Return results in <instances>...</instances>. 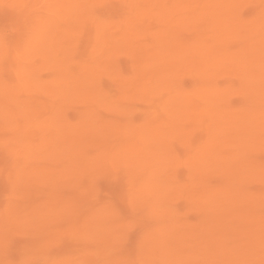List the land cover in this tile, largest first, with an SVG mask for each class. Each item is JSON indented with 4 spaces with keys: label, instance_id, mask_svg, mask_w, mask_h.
I'll list each match as a JSON object with an SVG mask.
<instances>
[{
    "label": "rangeland",
    "instance_id": "1",
    "mask_svg": "<svg viewBox=\"0 0 264 264\" xmlns=\"http://www.w3.org/2000/svg\"><path fill=\"white\" fill-rule=\"evenodd\" d=\"M152 1L0 0V264H264V141L235 135L258 117L233 58L264 0H228L227 41Z\"/></svg>",
    "mask_w": 264,
    "mask_h": 264
},
{
    "label": "bare ground",
    "instance_id": "2",
    "mask_svg": "<svg viewBox=\"0 0 264 264\" xmlns=\"http://www.w3.org/2000/svg\"><path fill=\"white\" fill-rule=\"evenodd\" d=\"M152 1V0H151ZM175 1V0H174ZM225 1H227L228 2V0H222V1H216V0H202V1H200V2H197L196 0H188V3H187V5H183V3L182 2H177L175 5H174V7L171 9L172 11H176L178 8H181L182 10H184V12L183 13H190V14H196V13H198V15L201 17L200 18V20L201 19H203V21H208V20H211L212 21V27H211V29H214L217 33H218V37H222V40L223 41H227L228 39L227 38H229L230 37V39H231V37H232V33L230 34V32L227 30V28H228V23L232 20V8H236V5H237V3L235 4V5H232V3H225ZM241 1L242 0H240L239 2H238V4L239 3H241ZM135 2V1H134ZM153 2V1H152ZM20 3V2H19ZM87 4V3H86ZM191 4H193V5H191ZM230 5H232V6H230ZM106 6V5H105ZM142 6V5H141ZM73 7V6H72ZM104 7V6H103ZM222 7H223V9H222ZM131 8H133V7H131ZM171 8V7H170ZM219 8V9H218ZM229 8H230V11H231V14H230V11H229ZM151 9V8H150ZM162 9L164 10V8L162 7ZM175 9V10H174ZM221 9V10H220ZM225 9H227V11H229L228 13L230 14V16L231 17H229V16H225L224 18L222 17V18H220L221 16L220 15H222V14H224L223 13V11H225L226 12V10ZM212 10V11H211ZM153 11H156V10H153ZM164 11H166V10H164ZM171 11V12H172ZM187 11V12H186ZM199 11V12H198ZM212 12V13H209V12ZM87 13H89V12H87ZM128 13H129V11H128ZM138 13V12H137ZM235 14V13H234ZM233 14V15H234ZM75 15V14H74ZM228 15V14H227ZM149 16V15H148ZM199 16H198V18H199ZM150 18V17H149ZM230 18H231V20H230ZM77 19V18H76ZM160 19V18H159ZM157 20V19H156ZM118 21V20H117ZM148 21V20H147ZM165 22V21H164ZM36 23V22H35ZM130 23V22H129ZM112 24V23H111ZM170 24V23H169ZM180 24V23H179ZM196 24V23H195ZM194 24V25H195ZM226 24H228V25H226ZM155 26V25H154ZM162 26V25H161ZM207 26V25H206ZM181 27V26H180ZM179 27V28H180ZM209 27V26H208ZM207 27V28H208ZM34 28V27H33ZM156 28V27H155ZM206 28V29H207ZM151 29H152V27H151ZM250 29V28H249ZM78 30V29H77ZM264 30V29H263ZM174 31V30H173ZM141 32H142V30H141ZM264 32V31H263ZM54 33V32H53ZM73 33V32H72ZM154 33V32H153ZM257 34V33H256ZM255 34V35H256ZM215 36V35H214ZM233 37H235V36H233ZM246 38V37H245ZM257 38V37H256ZM160 40V39H159ZM217 40V39H216ZM41 41V40H40ZM260 41H263L262 43H260ZM109 43V42H108ZM217 43V42H216ZM202 44V43H201ZM233 45V44H232ZM196 46V45H195ZM215 47H214V50L213 51H209L210 53H209V55H208V58H211L212 56H215L214 54H216V53H219V54H217V56H216V59H217V63L216 64H218V65H223V62H221L220 60L223 58V55H221V53L222 52H224V50H223V48H221V47H218V45H214ZM25 47V46H24ZM51 48V47H50ZM162 48V47H161ZM170 48V47H169ZM244 48V47H243ZM246 48V49H245ZM245 52L244 53H242V54H236V55H234L233 56V58H234V60H235V63H234V67H235V74H236V72H237V75H240L242 78H243V80L244 81H248V82H246L244 85L248 88V92H250V93H252V95L254 96V101L252 100V97H251V101H253L254 103H256V105L255 106H253V108L252 109H254V110H251V114L253 115V117L254 116H257L258 117V119H257V121L259 120V122L257 123V121L255 120V122H256V124H254L255 125V127H257V128H259V129H261V130H259L260 132L261 131H263L264 132V110H262V108L260 107V105L259 104H261V105H264V104H262L261 102H264V95H261V93H262V91L264 90V84H262L261 82L262 81H260L259 82V77H261L262 76V74H264V57H263V54H264V38L261 36V38H259V39H255V40H252V41H249L246 45H245ZM210 49V48H209ZM256 49H258V52H255L256 51ZM196 50V49H195ZM199 48H198V50H196V52L198 51L199 52ZM215 50H217V51H215ZM41 52V51H40ZM57 52V51H56ZM71 52V51H70ZM201 52V51H200ZM230 55V54H229ZM240 55H242V57L240 56ZM252 55H254V57H252ZM111 56V55H110ZM168 56V55H167ZM174 56V55H173ZM185 56V55H184ZM19 57V56H18ZM219 57V58H218ZM260 57H262V58H260ZM22 58V57H21ZM28 58V57H27ZM70 58V57H69ZM98 58V57H97ZM140 58V57H139ZM188 58V57H187ZM198 58H203L204 59V61L205 62H207L208 61V58L207 57H204V55H203V52L199 55V57ZM197 58V59H198ZM69 60V59H68ZM143 60V59H142ZM212 60V59H211ZM153 62V61H152ZM47 63H49V62H47ZM71 63V62H70ZM204 63V62H203ZM165 64V63H164ZM197 65V64H196ZM213 65V64H212ZM228 65V64H227ZM96 67V66H95ZM177 67V66H176ZM60 69V68H59ZM100 70V69H99ZM177 70H178V68H177ZM173 71V70H172ZM193 73V72H192ZM231 73V72H230ZM229 73V74H230ZM183 74V73H182ZM65 75V74H64ZM98 77V76H97ZM56 78V77H55ZM85 79V78H84ZM151 79V78H150ZM24 80V79H23ZM179 80V79H178ZM60 81V80H59ZM90 81V80H89ZM100 81V80H99ZM158 82V81H157ZM160 82V81H159ZM87 83V82H86ZM225 83V82H224ZM236 84V83H235ZM52 85V84H51ZM180 85H181V83H180ZM8 86V85H7ZM18 86V85H17ZM16 85H15V87H17ZM78 86H80L79 87V89H80V91L82 90V83H80V85L78 84ZM77 85H76V88L78 87ZM235 86V85H234ZM10 87V86H9ZM103 87V86H102ZM4 88V87H3ZM8 88V87H7ZM246 88V89H247ZM2 89V88H1ZM10 89V88H9ZM12 89H13V87H12ZM65 89V88H64ZM231 89V88H230ZM235 89V88H234ZM19 90V89H18ZM17 90V91H18ZM78 90V89H77ZM125 90V89H124ZM178 90V89H177ZM176 90V91H177ZM183 90V89H182ZM222 90H224V89H222ZM5 91V90H4ZM74 91V90H73ZM90 91V90H89ZM213 91V90H212ZM183 92V91H182ZM217 92V91H216ZM225 92V91H224ZM15 93V92H14ZM19 93V92H18ZM114 93V92H113ZM184 93V92H183ZM197 93V92H196ZM12 94V93H11ZM57 94V93H56ZM13 95H15V94H13ZM17 95V94H16ZM116 95V94H115ZM197 95V94H196ZM250 95V94H249ZM258 95H260V97L261 98H259V96ZM18 96V95H17ZM22 96V95H21ZM90 97V96H89ZM24 98V97H23ZM65 98V97H64ZM172 98V97H171ZM179 98V97H178ZM250 98V97H249ZM74 99V98H73ZM72 100V99H71ZM122 100V99H121ZM142 101V100H141ZM14 102V101H13ZM19 102V101H18ZM72 102H73V100H72ZM182 102V101H181ZM5 103V102H4ZM66 103V102H65ZM184 103V102H183ZM192 103V102H191ZM62 104V103H61ZM77 104V103H76ZM79 104V103H78ZM42 105V104H41ZM72 105V104H71ZM176 105V104H175ZM190 105V104H189ZM192 106V105H191ZM17 107V106H16ZM29 107V106H28ZM93 107V106H92ZM25 109V108H24ZM193 109V108H192ZM198 109V108H197ZM46 110V109H45ZM164 110V109H163ZM98 111V110H97ZM24 112H26V111H24ZM65 112V111H64ZM7 113V112H6ZM249 113V112H248ZM247 113V114H248ZM5 114V113H4ZM187 114V113H186ZM244 115H246V114H244ZM11 116H12V114H11ZM96 116V115H95ZM176 116V115H175ZM224 116V115H223ZM242 116V115H241ZM248 116H249V114H248ZM247 115H246V117H248ZM30 117V116H29ZM245 117V116H244ZM253 117H251V121L253 120L252 118ZM257 117H255V118H257ZM2 118V117H1ZM61 118V117H60ZM254 118V119H255ZM4 119H6V118H4ZM10 119V118H9ZM242 119V118H241ZM240 119V120H241ZM247 119H249V118H247ZM2 120V119H1ZM239 120V121H240ZM8 121V120H7ZM10 121V120H9ZM86 121V120H85ZM93 121V120H92ZM211 121V120H210ZM250 121V120H249ZM90 122L91 121H88V123H87V121L85 122V123H87V124H84V126H91L90 128L88 127H86V128H84L83 126H82V128L84 129L83 131H86V132H84V133H87L90 129H92V130H94L93 129V127H96V125L94 126L93 125V122H92V124H90ZM149 122V121H148ZM183 122V121H182ZM242 122H245L244 121V119L242 120ZM255 122H253L252 121V123L251 124H253V123H255ZM44 123V122H43ZM51 123V122H50ZM246 123V122H245ZM59 124V123H58ZM71 124V123H70ZM69 124V125H70ZM79 124V123H78ZM239 124H241V121L238 123V127L237 128H239L240 126H239ZM244 124V123H243ZM3 125V124H2ZM93 125V126H92ZM127 125V124H126ZM245 125H247V123L245 124ZM251 126H253V125H251ZM78 127V126H77ZM81 127V126H80ZM155 127V126H154ZM164 127V126H163ZM241 127H244V125L243 126H241ZM240 127V128H241ZM247 127H249V125L248 126H246L245 128L246 129H244V130H242V129H239V131H238V133H240L241 131H243V133L244 132H246L245 134H246V136H247V132L249 131L250 133V137L252 136L253 138H254V141L256 142V140H257V144L256 143H254L253 144V147L255 146V144H256V147L255 148H252V149H250V147H249V144H251L250 146H252V143H248L247 144V142H246V144L248 145V149H250V152L253 150V149H257V145L259 146L260 145V143H262V145H263V142L262 141H264L263 140V138H264V136L262 137V138H260L261 136H260V134H259V136H258V134L257 133H255V131H254V126L252 127L253 128V131L250 129L249 130V128H248V130H247ZM151 128V127H150ZM153 128V127H152ZM21 129V128H20ZM203 129V128H202ZM4 130V129H3ZM6 130V129H5ZM8 130V129H7ZM91 130V131H92ZM163 130V129H162ZM223 130V129H222ZM247 130V131H246ZM83 131H81L82 133H83ZM91 131H89L90 133H91ZM157 131H159V130H157ZM251 131L254 133H252L251 134ZM8 132V131H7ZM80 132V131H79ZM93 132V131H92ZM218 132V131H217ZM232 132V131H231ZM216 133V132H215ZM76 134V133H75ZM78 134V133H77ZM89 134V133H88ZM87 134V135H88ZM233 134V132L231 133V135ZM245 134H243L244 135V139H246L245 138ZM249 134H248V136H249ZM255 134H257L256 136H255ZM261 134H262V132H261ZM11 135V134H10ZM82 135H86V134H82ZM230 135V134H229ZM229 136L230 138H232V136ZM235 135H238V136H240L241 137V139H243L242 138V134L240 133V134H237L236 132H235ZM264 135V134H263ZM58 136V135H57ZM84 136H82V139L84 138ZM126 136V135H125ZM204 136V135H203ZM228 136V135H227ZM234 136V135H233ZM237 136V138H235V140H238L240 137H238ZM247 136V137H248ZM257 137V139H255V137ZM86 137V136H85ZM240 139V140H241ZM243 139V142L245 143V141L247 140H244ZM248 139H249V137H248ZM251 140H252V142H253V139L252 138H250ZM83 140H85V139H83ZM117 140V139H116ZM185 140V139H184ZM215 140V139H214ZM229 140H231L232 141V147H238L237 145L236 146H234V144H236V143H234V142H239V140L238 141H235V140H233V139H229ZM60 141V140H59ZM217 141V140H216ZM231 141H229V143H227L228 141H225L226 143H227V146L229 145L230 146V143H231ZM234 141V142H233ZM248 141V140H247ZM175 142V141H174ZM192 142V141H191ZM65 143V142H64ZM73 143V142H72ZM106 143V142H105ZM162 143V142H161ZM234 143V144H233ZM239 143H241L242 144V140H241V142H239ZM243 143V144H244ZM62 144V143H61ZM66 144V143H65ZM150 144V143H149ZM246 144H244L245 145V147H246ZM163 145V144H162ZM224 145V144H223ZM243 145V146H244ZM6 146V145H5ZM63 146V145H62ZM240 146V145H239ZM9 147V146H8ZM11 147V146H10ZM26 147V146H25ZM83 147V146H82ZM116 147V146H115ZM164 147V146H163ZM39 148V147H38ZM119 148V147H118ZM239 148H241V147H239ZM247 148V147H246ZM260 148L262 149V146L260 145L259 146V150H260ZM55 149V148H54ZM116 149V148H115ZM163 149V148H162ZM243 149H245V148H243ZM242 148H241V150H240V153H242L243 155H244V157H245V155H248L247 153L245 154V152H247V151H244ZM214 150V149H213ZM236 150H238V149H236ZM258 150V151H259ZM33 151V150H32ZM46 151V150H45ZM234 151H235V149H234ZM242 151V152H241ZM243 151H244V153H243ZM249 151V150H248ZM263 151H264V149H263ZM236 152V151H235ZM238 152H239V150H238ZM238 152H236V153H238ZM24 153V152H23ZM35 153V152H34ZM40 153V152H39ZM235 153V154H236ZM240 153H238V154H236V155H240ZM249 153V152H248ZM44 154V153H43ZM74 154V153H73ZM231 154V153H230ZM234 153L233 154H231V155H234V156H236ZM92 155V154H91ZM103 155H105V154H103ZM243 155L241 156H238V158L236 159V157H230V159L232 160V162L233 163H235L236 161L235 160H237L238 162H239V158H241V157H243ZM21 156V155H20ZM101 157V156H100ZM228 157V156H227ZM243 157V158H244ZM136 158V157H135ZM243 158H241V159H243ZM115 159V158H114ZM233 159H234V161H233ZM239 159V160H238ZM82 160V159H81ZM102 160H103V158H102ZM169 160V159H168ZM231 160H230V162H231ZM88 161V160H87ZM97 161V166L99 165V167H100V164H98V163H101L100 162V160H99V162H98V160H96ZM107 161V160H106ZM175 161V160H174ZM227 161H229L228 160V158H227ZM241 161V160H240ZM236 163V164H238L239 165V163ZM74 163V162H73ZM76 164H77V161L75 162ZM220 163V162H219ZM13 164V163H12ZM86 164V163H85ZM88 164V163H87ZM234 165V166H236V167H234L233 165H232V167H234V168H231V169H229V170H231V171H235L236 172V170H237V168H238V170H239V167H237L238 165ZM240 164H242V163H240ZM42 165V164H41ZM68 165V164H67ZM250 165V164H249ZM257 165L258 164H256V167H257ZM96 166V165H95ZM96 166V167H97ZM213 166V165H212ZM240 166V165H239ZM258 166H263V165H258ZM12 167H13V165H12ZM93 167V166H92ZM96 167L94 168L95 170H96ZM140 167V166H139ZM160 168V167H159ZM240 168H241V166H240ZM244 168V167H243ZM242 168V169H243ZM250 168H252V167H250ZM253 168H255V166H253ZM252 168V169H253ZM260 168V167H259ZM114 169V168H113ZM169 169V168H168ZM214 169V168H213ZM236 169V170H235ZM247 169V168H246ZM258 169V168H257ZM257 169H255V170H257ZM261 169H263L262 167H261ZM70 170V169H69ZM250 170V169H249ZM264 170V169H263ZM246 171V170H245ZM243 172V171H242ZM241 172V174L240 175H242L243 173ZM261 172H263L264 173V171H261ZM70 173V172H69ZM137 173V172H136ZM164 173V172H163ZM246 173H247V171H246ZM263 173H260V174H263ZM167 174V173H166ZM211 175V174H210ZM232 175H233V173H232ZM237 175V172H236V174L234 173V177ZM21 176V175H20ZM115 176V175H114ZM118 178V177H117ZM235 178H239V176L237 177H235ZM9 179V178H8ZM176 179H177V177H176ZM248 179H246V181H247ZM15 181V180H14ZM245 181V182H246ZM185 182V181H184ZM193 182V181H192ZM240 183L241 181H237V183ZM183 183V182H182ZM186 183V182H185ZM189 183V182H188ZM242 183H243V181H242ZM241 184V183H240ZM240 184L238 185V184H236L235 183V185H237V186H240ZM162 185V184H161ZM242 185V184H241ZM175 188V187H174ZM225 188H228V187H225ZM232 188H235V187H233V186H231V188H229V189H232ZM240 188H244V186L242 185V187H240ZM236 189H237V187H236ZM225 190H227V189H225ZM234 190V189H233ZM243 190V189H242ZM246 189H244V191H245ZM220 191V190H219ZM228 191V190H227ZM232 190H230V193H233L234 191H232ZM238 191V190H237ZM237 191H235V192H237ZM244 191H243V193H244ZM249 191V190H248ZM30 192V191H29ZM234 192V193H235ZM239 192V191H238ZM246 192V191H245ZM135 193V192H134ZM133 193V194H134ZM199 193V192H198ZM224 193H225V191H224ZM224 193H222L224 196L226 195L227 196V194H229L228 192L226 193V194H224ZM241 194V196H244V194L242 195V193H240ZM239 193L237 194V195H240ZM58 195V194H57ZM231 195H234V194H231ZM230 195V196H231ZM235 195H236V193H235ZM206 196V195H205ZM225 196V198H227ZM245 196L247 197V194H245ZM13 197V196H12ZM215 197V196H214ZM233 198H235L236 199V197H234V196H232ZM239 197V196H238ZM249 197V196H248ZM247 197V199H249ZM46 198V197H45ZM232 198V199H233ZM224 199V198H223ZM238 199V198H237ZM236 199V200H237ZM241 200H242V198H240ZM246 198H244V200H245ZM67 200V199H66ZM140 200V199H139ZM228 199H226L225 201H227ZM241 200H239L240 202H241ZM18 201V200H17ZM218 201V200H217ZM224 201V200H223ZM232 201V200H231ZM233 201L235 202V204H237L238 202H236L234 199H233ZM245 201H247L248 202V200H245ZM244 201V202H245ZM230 202V201H229ZM228 201L226 202V205L229 203ZM234 202H232V203H234ZM239 202V203H240ZM247 202H245V203H247ZM250 202V201H249ZM248 202V203H249ZM242 204H241V208L244 206V208H247V205L248 204H245L244 205V203H243V200H242V202H241ZM36 204V203H35ZM134 204H135V202H134ZM143 204V203H142ZM93 205V204H92ZM229 205L230 206H235V208H237L236 207V205H234V204H230L229 203ZM243 205V206H242ZM238 206V205H237ZM240 206V205H239ZM17 208V207H16ZM235 208H234V210H235ZM237 208L236 210H238V212H239V209H240V213L243 215H245L246 213L245 212H241V210L243 209V210H246V209H244V208ZM11 210V209H10ZM93 210V209H92ZM226 210V209H225ZM235 210V211H236ZM65 211V210H64ZM99 211V210H98ZM211 211V210H210ZM219 211V210H218ZM94 212V211H93ZM96 212V211H95ZM103 212V211H102ZM143 212V211H142ZM207 212V211H206ZM237 212V211H236ZM53 213V212H52ZM21 214V213H20ZM236 214H238V213H236ZM25 215V214H24ZM92 215V214H91ZM225 215V214H224ZM243 215V217H244V219H246V217ZM90 216V215H89ZM228 216V215H227ZM238 216V215H237ZM2 217H4V216H1L0 217V219H2ZM96 217H98V216H96ZM217 217V216H216ZM238 217H241V216H238ZM248 217V216H247ZM94 218V217H93ZM136 218V217H135ZM141 219V218H140ZM149 219V218H148ZM239 219V218H238ZM241 219V218H240ZM243 219V218H242ZM243 219V220H244ZM39 220V219H38ZM107 220V219H106ZM135 220V219H134ZM145 220V219H144ZM0 221H3V219L2 220H0ZM22 221V220H21ZM95 222V221H94ZM131 222V221H130ZM133 222V221H132ZM160 223V222H159ZM181 223V222H180ZM206 223V222H205ZM130 224V223H129ZM182 226V225H181ZM215 226V225H214ZM256 226V225H255ZM26 227V226H25ZM68 227V226H67ZM83 227V226H82ZM207 227V226H206ZM55 228V227H54ZM72 228V227H71ZM184 228V227H183ZM45 229V228H44ZM128 229V228H127ZM188 229V228H187ZM48 230V229H47ZM173 230V229H172ZM216 230V229H215ZM182 231V230H181ZM200 231V230H199ZM239 231V230H238ZM118 232V231H117ZM201 232V231H200ZM48 233V232H47ZM213 233V232H212ZM228 233V232H227ZM204 234V233H203ZM222 235V234H221ZM240 235V234H239ZM253 235V234H252ZM50 236V235H49ZM112 236V235H111ZM243 237V236H242ZM215 239V238H214ZM222 239V238H221ZM114 240V239H113ZM259 240V239H258ZM121 241H122V239H121ZM254 242V241H253ZM96 243V242H95ZM114 244H115V242H114ZM205 244V243H204ZM158 245V244H157ZM210 245V244H209ZM117 246V245H116ZM168 246V245H167ZM107 247V246H106ZM110 247V246H109ZM119 247H120V245H119ZM156 247V246H155ZM44 248V247H43ZM88 249V248H87ZM92 249V248H91ZM86 250V249H85ZM108 250V249H107ZM220 250V249H219ZM203 251V250H202ZM46 252V251H45ZM87 252V251H86ZM167 252V251H166ZM49 253V252H48ZM85 253V252H84ZM140 253V252H139ZM40 254H42V253H40ZM147 254V253H146ZM88 255V254H87ZM164 255V254H163ZM72 256V255H71ZM87 257V256H86ZM168 257V256H167ZM191 257V256H190ZM1 259V258H0ZM47 259V258H46ZM171 259V258H170ZM232 260V259H231ZM4 261V260H3ZM46 261V260H45ZM77 261V260H76ZM189 261V260H188ZM62 262V261H61ZM104 262V261H103ZM168 262V261H167ZM190 262V261H189ZM254 263V262H253ZM138 264V263H137Z\"/></svg>",
    "mask_w": 264,
    "mask_h": 264
},
{
    "label": "clouds",
    "instance_id": "3",
    "mask_svg": "<svg viewBox=\"0 0 264 264\" xmlns=\"http://www.w3.org/2000/svg\"><path fill=\"white\" fill-rule=\"evenodd\" d=\"M23 264H37V262L30 259V260L24 261Z\"/></svg>",
    "mask_w": 264,
    "mask_h": 264
}]
</instances>
